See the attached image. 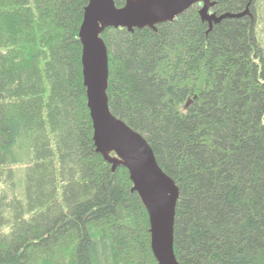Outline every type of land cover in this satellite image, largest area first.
Here are the masks:
<instances>
[{
  "label": "trees",
  "instance_id": "16d2710c",
  "mask_svg": "<svg viewBox=\"0 0 264 264\" xmlns=\"http://www.w3.org/2000/svg\"><path fill=\"white\" fill-rule=\"evenodd\" d=\"M211 1L218 16H250L209 31L195 5L156 29L101 34L109 108L179 190L177 261L264 264V15L259 0ZM88 3L0 0V264H158L128 171L93 142Z\"/></svg>",
  "mask_w": 264,
  "mask_h": 264
},
{
  "label": "water",
  "instance_id": "95a60500",
  "mask_svg": "<svg viewBox=\"0 0 264 264\" xmlns=\"http://www.w3.org/2000/svg\"><path fill=\"white\" fill-rule=\"evenodd\" d=\"M199 5V17L209 31L222 20L250 16L248 7L238 14L212 12L211 0H125L118 7L114 0H89L79 29L82 46V76L87 108L93 124L96 152L115 170L124 167L149 218L151 250L158 264H180L174 253V224L179 190L157 164L145 138L110 111L107 88L109 60L101 34L108 28H150L173 22ZM114 156H113V155Z\"/></svg>",
  "mask_w": 264,
  "mask_h": 264
},
{
  "label": "rangeland",
  "instance_id": "374dc122",
  "mask_svg": "<svg viewBox=\"0 0 264 264\" xmlns=\"http://www.w3.org/2000/svg\"><path fill=\"white\" fill-rule=\"evenodd\" d=\"M258 11L261 15H264V0H259L258 2ZM262 29V34L260 35L262 41V49L264 51V21L260 24ZM264 53V52H263Z\"/></svg>",
  "mask_w": 264,
  "mask_h": 264
}]
</instances>
